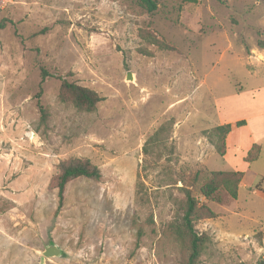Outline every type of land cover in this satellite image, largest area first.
Listing matches in <instances>:
<instances>
[{"label":"rangeland","instance_id":"374dc122","mask_svg":"<svg viewBox=\"0 0 264 264\" xmlns=\"http://www.w3.org/2000/svg\"><path fill=\"white\" fill-rule=\"evenodd\" d=\"M156 4L0 0V264H40L51 243L62 253L43 264H184L186 191L213 213L195 222V264H264V141L245 165L212 132L223 100L264 85V0ZM58 76L102 99L77 109ZM74 159L101 176L70 180L59 206ZM197 170H241L244 185L212 201Z\"/></svg>","mask_w":264,"mask_h":264},{"label":"trees","instance_id":"16d2710c","mask_svg":"<svg viewBox=\"0 0 264 264\" xmlns=\"http://www.w3.org/2000/svg\"><path fill=\"white\" fill-rule=\"evenodd\" d=\"M141 5L149 12L154 11L157 7L156 0H139ZM5 26V22L0 23V27ZM42 79L49 76V73L40 68ZM61 80L60 91L65 99H70L74 106L82 111H92L96 104L102 99L98 94L74 81H69L65 77L58 76ZM244 123L243 120L237 121L236 126ZM232 124L225 123L217 125L212 132L216 135L215 149L220 156H224L227 151L226 138L231 131ZM264 141V140H263ZM262 143L254 142L246 155L244 161L251 163L257 160L261 154ZM244 172L237 171H201L194 173V182L200 181L199 192L209 200L219 201V194L225 191L232 199H236L240 182ZM101 176L98 167L92 165L88 160L74 159L67 163L60 164L57 175L58 205H62L66 184L77 177L99 179ZM185 203L180 215L177 227L174 232L179 239L186 241V257L184 264H195L203 249L206 237L195 230V222L201 218L212 217L213 213L205 205H200L197 199L190 191L185 193Z\"/></svg>","mask_w":264,"mask_h":264},{"label":"crops","instance_id":"0c3cea01","mask_svg":"<svg viewBox=\"0 0 264 264\" xmlns=\"http://www.w3.org/2000/svg\"><path fill=\"white\" fill-rule=\"evenodd\" d=\"M254 51L259 57L264 58V49L261 52ZM249 73L253 76L256 75V72ZM240 88H242L241 85ZM221 104L225 115L221 118L219 125L232 124L231 131L226 138L225 157L231 161L241 160L245 164L244 156L251 145L264 140V85L235 92ZM227 107H229L228 110H226ZM240 120H243L244 123L236 126L235 123ZM229 154L231 159L228 157Z\"/></svg>","mask_w":264,"mask_h":264},{"label":"water","instance_id":"95a60500","mask_svg":"<svg viewBox=\"0 0 264 264\" xmlns=\"http://www.w3.org/2000/svg\"><path fill=\"white\" fill-rule=\"evenodd\" d=\"M126 80L127 81H134V76L131 72H128L126 75ZM62 253V250L59 246H57L54 243H51L47 246H45L43 252H42V258L40 261V264H43L44 258H50V257H58Z\"/></svg>","mask_w":264,"mask_h":264}]
</instances>
